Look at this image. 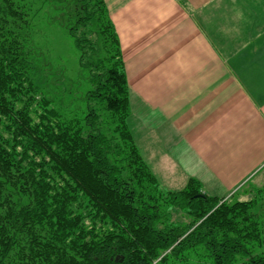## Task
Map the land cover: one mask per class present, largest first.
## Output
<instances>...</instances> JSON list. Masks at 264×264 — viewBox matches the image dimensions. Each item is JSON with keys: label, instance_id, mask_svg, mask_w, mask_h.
Here are the masks:
<instances>
[{"label": "trees", "instance_id": "16d2710c", "mask_svg": "<svg viewBox=\"0 0 264 264\" xmlns=\"http://www.w3.org/2000/svg\"><path fill=\"white\" fill-rule=\"evenodd\" d=\"M40 12L65 23L80 51L78 63L91 70L100 109L120 124L129 105L119 41L103 0H41L37 6L32 0H0V119L12 135L11 143L0 133V264H151L161 251L176 256L198 246L213 264H264V252L251 247L259 239L251 201L220 203L217 196L200 194L190 179L164 203L185 208L192 222L160 229L159 195L144 200L142 191L145 183L153 188L155 175L136 149L127 154L135 173L121 175L109 157L118 156L115 139L102 131L98 110L90 108L69 131L59 126L61 115L39 91L32 88L40 111L22 99L17 74L30 69L31 52L20 42L31 36L27 27H36ZM76 198L93 213L90 225L81 203L69 208Z\"/></svg>", "mask_w": 264, "mask_h": 264}, {"label": "crops", "instance_id": "0c3cea01", "mask_svg": "<svg viewBox=\"0 0 264 264\" xmlns=\"http://www.w3.org/2000/svg\"><path fill=\"white\" fill-rule=\"evenodd\" d=\"M103 1L133 117L175 174L222 197L262 181L264 0Z\"/></svg>", "mask_w": 264, "mask_h": 264}, {"label": "rangeland", "instance_id": "374dc122", "mask_svg": "<svg viewBox=\"0 0 264 264\" xmlns=\"http://www.w3.org/2000/svg\"><path fill=\"white\" fill-rule=\"evenodd\" d=\"M32 1H34L35 6H37L41 0ZM51 11L49 13H51ZM105 11L108 15L106 7ZM42 14L40 12L37 15L41 18L36 19V27H27L28 31L30 30L31 34H29L31 38L21 39V41L24 42L19 41L26 50H30L31 52V54L27 56L30 69L22 67L23 70H18L17 74V84L15 86L21 89V93L22 91L25 93L22 99H30L26 102L31 106V109L40 111V100L34 99L36 94L33 92L32 88L35 91H39V96L42 94L51 100L52 103L48 107L55 108L61 115V123H59V126L61 128H68L69 131H72L73 126H79L80 123H82L83 118H85L90 108L98 110L102 131L107 137L115 139L112 145L114 146V150L118 153L114 151V154L120 155V158L116 155L114 159L112 153L109 157L113 163L117 164V167L121 171V175L130 177L131 174L135 173L128 167L130 161L127 157V154H133L135 149L136 153L141 156L142 161L147 165L148 170L155 175L156 179L153 183V188L152 183H145L147 185L142 186V191L144 200H148L149 194L159 195L160 201L158 202L160 203L159 207L163 216L158 227L162 229L165 225L171 224L182 227L189 226L193 219L192 216L188 214L187 210L185 208H182V210L171 208V206L168 203H164V201L167 200V197H170V193L185 188L190 179H192L200 194L209 196H212V194H208L195 177L175 174L177 171L174 170L175 165L173 163V158H169L167 154L164 153V150L145 133L142 122L137 120V117H133L130 105L127 106L125 122L120 124L114 123V120L109 115V111H102L100 109V103L95 99V96H92L95 85L90 78L89 73H91V70L83 68L80 63H78L80 51L78 53L74 47V39L69 36L70 34L67 31L65 23L63 20L58 21V15L52 17ZM60 24L63 26H59ZM81 33L82 32H80V34ZM120 55L123 64L122 53ZM21 81L22 85H20ZM20 102V100H17L16 105H20ZM53 102L55 106L52 105ZM102 107H104V105ZM31 114L33 115L32 111ZM3 124V120L0 119V133L8 142L12 143L11 130L4 129L2 127L4 126ZM49 125L56 129L58 123L56 122L55 127L52 123ZM116 128H118L120 132H124L123 134L127 133V135L125 134V138H123L118 131H115ZM168 167L171 169L168 170ZM251 175L252 174L243 179L241 183L234 188V191L223 197H217L220 199V203L223 201L227 203L251 201L252 205L250 212L254 214L256 222H258L256 224V231L259 233V239L256 241V243L259 244H252L251 247L258 252H264V176L262 177V181L252 182ZM179 176L182 178L181 181H179ZM60 185L63 186V183L60 182ZM14 198L16 201L19 196ZM19 202L22 205H26L28 201L25 197H21ZM73 202H75L74 205ZM76 202L81 203L84 207L85 201L76 198V200L69 203V208H76ZM29 204L31 206L30 201ZM84 209L87 220L86 223L90 225L93 213L88 208L84 207ZM76 214H79V212L75 211L74 215ZM198 223H200V221H197L194 226ZM97 224L100 225V222L97 221ZM106 224L109 226V222ZM190 227L191 228L184 233L181 238L193 228L192 226ZM169 251V249L161 251L160 255L151 264H159L161 260H166L164 264H213L211 259L206 256L207 253L203 246L180 250L177 252L176 256L171 255ZM257 251L254 252L257 253Z\"/></svg>", "mask_w": 264, "mask_h": 264}]
</instances>
